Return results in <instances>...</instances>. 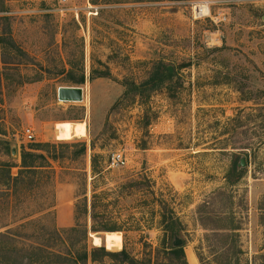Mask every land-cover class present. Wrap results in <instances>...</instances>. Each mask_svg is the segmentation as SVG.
I'll list each match as a JSON object with an SVG mask.
<instances>
[{
  "label": "rangeland",
  "instance_id": "1",
  "mask_svg": "<svg viewBox=\"0 0 264 264\" xmlns=\"http://www.w3.org/2000/svg\"><path fill=\"white\" fill-rule=\"evenodd\" d=\"M0 10L28 56L2 78L0 164L16 176L22 149L72 144L56 148L65 159L51 179L0 197V233L23 224L28 242L54 245L51 232L74 227L77 200L86 193L89 205L95 190L106 193L121 231L90 232L82 217L88 236L79 244L88 250L113 235L141 259L144 243L168 242L165 204L182 224L189 264H264V0H0ZM158 62L173 77L146 99L123 98L125 82L140 84ZM58 87H82L83 101H58ZM73 124L83 135H72ZM82 143L86 154L69 159ZM114 154L123 164L112 165ZM239 155L246 172L231 185Z\"/></svg>",
  "mask_w": 264,
  "mask_h": 264
},
{
  "label": "trees",
  "instance_id": "2",
  "mask_svg": "<svg viewBox=\"0 0 264 264\" xmlns=\"http://www.w3.org/2000/svg\"><path fill=\"white\" fill-rule=\"evenodd\" d=\"M0 10V13H3ZM9 57V60L3 57ZM28 56L26 53L14 42L10 27L8 24V17L0 16V95L2 78L7 77L9 70H14L22 65ZM107 74H99L98 77H105ZM173 74L168 73V67L162 62L156 63L148 77L140 84L134 82H125V91L123 98L130 95L138 96L140 99H146L150 92L160 89L167 83ZM85 82L83 76L77 81L73 82L81 85ZM72 144H55L52 142H37L30 146L28 150L22 149L20 152V163L16 176L11 173L13 167L9 163L0 164V197L15 195L21 188H32L38 183L40 179H51L54 176L53 163H59L61 159H65L63 152H57L56 148L69 149ZM93 149V147H90ZM243 149V147H241ZM87 147L84 143L80 144L79 149L71 153L69 159L74 160L86 154ZM239 155L232 163V168L228 175V182L233 185L239 181L246 172V167L238 170L237 164ZM98 155H93L91 158V171L93 180L100 176L101 171L98 169L97 162ZM68 159V158H67ZM144 181V182H143ZM146 179L140 181L130 182L127 185L131 188L145 184ZM119 187L118 189L123 188ZM126 187V186H125ZM124 187V188H125ZM106 193H96L92 190L90 203L86 193L82 194V198L77 200L75 204V220L76 225L70 229L63 231H53L55 244H48L49 239L43 238L40 242H28L29 236L23 231L25 227L23 224L17 229H8L0 233V264H88L99 262L104 258H108L118 264H189L184 252V244L180 247H173L172 241L175 236H179L182 229V224L175 216L174 212L165 204H159L160 208V226L168 238V242H162L160 247L153 249L151 245L144 243L143 256L141 259L133 257L119 242L115 236H111L113 242L105 247H94L88 250L86 245H81L79 242L87 239V227L79 224L82 217L90 218L91 226L89 231L96 233L99 231L107 232V234H115L120 232V226L116 223V217L109 209L111 202L105 199ZM116 223H115V222ZM79 236V238L77 237ZM81 237V238H80ZM183 241V240H182ZM122 248V249H121ZM119 252H109L118 251Z\"/></svg>",
  "mask_w": 264,
  "mask_h": 264
},
{
  "label": "water",
  "instance_id": "3",
  "mask_svg": "<svg viewBox=\"0 0 264 264\" xmlns=\"http://www.w3.org/2000/svg\"><path fill=\"white\" fill-rule=\"evenodd\" d=\"M264 20V16L262 17ZM172 67L168 66V73L172 74ZM84 97V89L82 87H58L57 88V100L65 103L82 102ZM14 152V151H13ZM246 167L245 156L239 158L237 169H243ZM183 241L179 236H175L172 241L173 247L182 246Z\"/></svg>",
  "mask_w": 264,
  "mask_h": 264
},
{
  "label": "built area",
  "instance_id": "4",
  "mask_svg": "<svg viewBox=\"0 0 264 264\" xmlns=\"http://www.w3.org/2000/svg\"><path fill=\"white\" fill-rule=\"evenodd\" d=\"M70 1H72V0H58L59 4L62 6L68 4ZM70 10L73 12L75 19L78 20V16H79L78 15L79 14L78 8L73 6L72 8H70ZM61 11H63V10H61ZM23 135H24V138L27 140V142H33L34 141V136H33L30 129L24 130ZM119 164H123L122 158L120 155L114 154L113 158H112V165H119Z\"/></svg>",
  "mask_w": 264,
  "mask_h": 264
},
{
  "label": "crops",
  "instance_id": "5",
  "mask_svg": "<svg viewBox=\"0 0 264 264\" xmlns=\"http://www.w3.org/2000/svg\"><path fill=\"white\" fill-rule=\"evenodd\" d=\"M75 124V123H74ZM74 124L72 125V128H71V133H72V135L73 136H75V137H77V135H83V133L85 132H83L82 130L81 131H79V132H77V131H73V127H74ZM64 128H65V131H64V138H68V136H69V126H63ZM48 141V140H47Z\"/></svg>",
  "mask_w": 264,
  "mask_h": 264
},
{
  "label": "bare ground",
  "instance_id": "6",
  "mask_svg": "<svg viewBox=\"0 0 264 264\" xmlns=\"http://www.w3.org/2000/svg\"><path fill=\"white\" fill-rule=\"evenodd\" d=\"M195 9H197V15H198V16L204 14V12H205L204 7H202V6H199V7L195 8ZM198 16H197V17H198ZM204 16H206V15H204ZM188 256H189V255H188ZM190 259H191V258H190ZM195 263H196V262H195Z\"/></svg>",
  "mask_w": 264,
  "mask_h": 264
}]
</instances>
